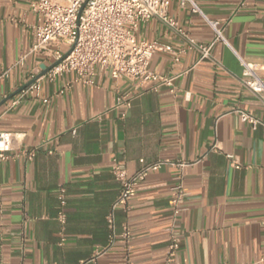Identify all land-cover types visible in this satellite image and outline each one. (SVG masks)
I'll use <instances>...</instances> for the list:
<instances>
[{
    "label": "crops",
    "instance_id": "1",
    "mask_svg": "<svg viewBox=\"0 0 264 264\" xmlns=\"http://www.w3.org/2000/svg\"><path fill=\"white\" fill-rule=\"evenodd\" d=\"M31 1L0 0V75L9 70L0 101L41 78L40 97L27 94L28 86L0 106V131L12 135L10 157L0 160V264H162L172 226L180 264H264V98L243 83L244 61L264 79V0H197L226 42L200 62L194 48L178 62L155 53L151 69L176 76L175 92L99 68L93 83L75 72L43 77L56 61L33 50ZM170 13L198 42L213 38L208 21L177 0ZM137 37L187 45L156 17ZM238 110L263 124L253 128ZM114 159L130 175L142 159L163 163L136 187L129 209L116 210L111 242L107 216L120 193ZM176 175L188 193L177 217L170 202ZM60 185L67 188L65 225L57 219Z\"/></svg>",
    "mask_w": 264,
    "mask_h": 264
},
{
    "label": "built area",
    "instance_id": "2",
    "mask_svg": "<svg viewBox=\"0 0 264 264\" xmlns=\"http://www.w3.org/2000/svg\"><path fill=\"white\" fill-rule=\"evenodd\" d=\"M174 0H32L31 9L37 14L35 26L36 42L33 50L45 52L55 59V64L43 76L55 80L66 72H75L77 79L85 83H93L97 68L108 71L113 78L129 79L148 90H157L165 85L175 92L174 75H165L151 69V59L157 52L171 54L178 62L188 49L200 52L199 62L210 56L214 45L226 38L218 21L210 19L202 10L197 0H177L183 8L194 14L202 15L211 25L214 36L207 43L198 42L188 35L177 19L171 15L170 6ZM158 18L170 28L186 37L187 45L175 48L171 44L158 40H139L137 33L140 27ZM9 70L0 75V80L8 75ZM243 83L254 93L264 98V79L258 74L253 64L244 61ZM25 92L40 97L41 78L35 80ZM1 98V95H0ZM45 101H47L45 99ZM118 104L131 106V99L119 97ZM242 121L257 128L263 121L246 110H238ZM12 135L0 131V160L10 157ZM34 152L28 154L29 159ZM163 161L146 162L141 160V167L130 175L125 164L118 159L113 160L112 173L120 184L118 199L107 216L110 238H116V210L122 207L129 209V202L135 194L136 187L147 175L157 170ZM181 165V164H180ZM171 208L177 217L187 210L185 199L187 191L181 175L174 177ZM60 202L57 219L62 225L67 221V188L60 185L57 194ZM169 243L162 264H180V236L174 226L167 229ZM124 239L131 238L127 224L123 227ZM124 264H133L130 260Z\"/></svg>",
    "mask_w": 264,
    "mask_h": 264
},
{
    "label": "water",
    "instance_id": "3",
    "mask_svg": "<svg viewBox=\"0 0 264 264\" xmlns=\"http://www.w3.org/2000/svg\"><path fill=\"white\" fill-rule=\"evenodd\" d=\"M54 64H55V63H54ZM54 64H53V65H54ZM53 65H52V66H53ZM52 66H51V67H52ZM51 67H50V68H51ZM50 68H49V69H50ZM49 69H48V70H49ZM48 70H47V71H48ZM47 71H46V72H47ZM46 72H45V73H46ZM35 80H36V79H33L32 81H30L29 83H27L26 85H24L23 87H21L20 89H18L15 93H12L10 96L4 98L2 101H0V106H1L2 104H4L8 99L12 98L16 93H18V92H20V91L26 89V88H27L28 86H30Z\"/></svg>",
    "mask_w": 264,
    "mask_h": 264
}]
</instances>
